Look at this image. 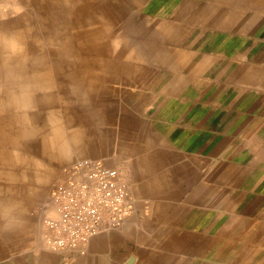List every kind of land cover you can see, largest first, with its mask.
<instances>
[{
    "label": "rangeland",
    "instance_id": "obj_1",
    "mask_svg": "<svg viewBox=\"0 0 264 264\" xmlns=\"http://www.w3.org/2000/svg\"><path fill=\"white\" fill-rule=\"evenodd\" d=\"M188 2H0V256L4 260L59 257L46 242L44 219L54 215L50 194L64 168L79 159H101L118 168L129 182L136 213L140 206L148 210V202L133 193L131 164L161 165L168 137L174 139L166 102L168 92L175 91L185 74L179 67L182 42L191 41L181 36L213 35L206 22L187 12ZM134 219L151 222L152 218L141 207ZM123 242L126 239L113 238L98 245L92 262L102 258L105 264L108 260L115 264L120 259V264H127L135 252L151 258L148 249L126 248ZM88 248L75 257L87 255ZM75 257L69 262L59 257L55 264H69ZM198 259L200 264H225L213 263L202 251Z\"/></svg>",
    "mask_w": 264,
    "mask_h": 264
},
{
    "label": "crops",
    "instance_id": "obj_2",
    "mask_svg": "<svg viewBox=\"0 0 264 264\" xmlns=\"http://www.w3.org/2000/svg\"><path fill=\"white\" fill-rule=\"evenodd\" d=\"M189 1L187 12L213 35L181 36L191 41L182 42L185 74L166 102L174 139L161 165L131 164L133 193L148 202L138 211L151 222H136L135 212L69 264H105L92 254L113 238L149 250V259L134 253L137 264H200L201 251L213 263L264 264V0ZM59 257L0 256V264Z\"/></svg>",
    "mask_w": 264,
    "mask_h": 264
},
{
    "label": "built area",
    "instance_id": "obj_3",
    "mask_svg": "<svg viewBox=\"0 0 264 264\" xmlns=\"http://www.w3.org/2000/svg\"><path fill=\"white\" fill-rule=\"evenodd\" d=\"M129 190L121 171L101 159L66 166L50 194L54 215L44 219L49 248L69 262L84 255L94 237L123 229L136 212Z\"/></svg>",
    "mask_w": 264,
    "mask_h": 264
},
{
    "label": "water",
    "instance_id": "obj_4",
    "mask_svg": "<svg viewBox=\"0 0 264 264\" xmlns=\"http://www.w3.org/2000/svg\"><path fill=\"white\" fill-rule=\"evenodd\" d=\"M134 262H135V257L132 256V257H130L129 260L127 261V264H134Z\"/></svg>",
    "mask_w": 264,
    "mask_h": 264
}]
</instances>
